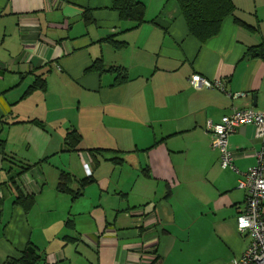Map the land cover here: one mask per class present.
<instances>
[{"label":"crops","instance_id":"crops-1","mask_svg":"<svg viewBox=\"0 0 264 264\" xmlns=\"http://www.w3.org/2000/svg\"><path fill=\"white\" fill-rule=\"evenodd\" d=\"M141 1L136 26L113 0H0V264L29 243L35 264H231L248 247L238 182L261 142L240 125L222 168L207 124L264 111V0H232L203 43L178 0Z\"/></svg>","mask_w":264,"mask_h":264},{"label":"built area","instance_id":"built-area-1","mask_svg":"<svg viewBox=\"0 0 264 264\" xmlns=\"http://www.w3.org/2000/svg\"><path fill=\"white\" fill-rule=\"evenodd\" d=\"M190 83L196 88L204 86L224 90L223 80H211L199 74L192 75ZM243 124L253 125L255 137L260 140L261 147L255 152L256 164L249 167L244 178L238 182L239 188L247 190V196L236 215V225L238 231L247 232L251 240L246 250L231 264H264V111L234 108L218 122H208L207 131L212 148L219 151L220 166L233 168L236 152L229 148L228 136Z\"/></svg>","mask_w":264,"mask_h":264},{"label":"trees","instance_id":"trees-1","mask_svg":"<svg viewBox=\"0 0 264 264\" xmlns=\"http://www.w3.org/2000/svg\"><path fill=\"white\" fill-rule=\"evenodd\" d=\"M178 3L189 34L195 37L200 43L205 42L219 32L223 19L233 9L232 0H178ZM112 7L118 12L121 19H131L136 22V26L144 20L145 8L141 0H113ZM253 54L256 55V52H253ZM260 55L264 56L262 54ZM93 68L96 67L93 66ZM41 82L42 80L36 81L29 89L34 88L38 84L42 85ZM78 140L79 134L75 130L68 132L65 138L66 143L74 147ZM68 180V174L61 173L58 178L57 188L59 190H69L67 187ZM91 182L92 179L90 177L80 179V189ZM80 189L76 191V194L80 193ZM27 197L26 194L19 191L16 202L22 201L21 203H23ZM39 259L40 255L36 247L29 243L18 262L21 264H35ZM13 263V261L7 262V264Z\"/></svg>","mask_w":264,"mask_h":264}]
</instances>
